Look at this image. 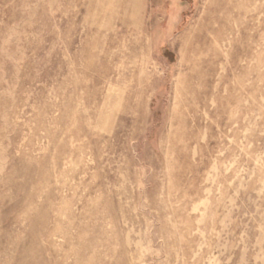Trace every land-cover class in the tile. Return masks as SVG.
Segmentation results:
<instances>
[{
    "label": "rangeland",
    "instance_id": "obj_1",
    "mask_svg": "<svg viewBox=\"0 0 264 264\" xmlns=\"http://www.w3.org/2000/svg\"><path fill=\"white\" fill-rule=\"evenodd\" d=\"M0 264H264V0H0Z\"/></svg>",
    "mask_w": 264,
    "mask_h": 264
}]
</instances>
